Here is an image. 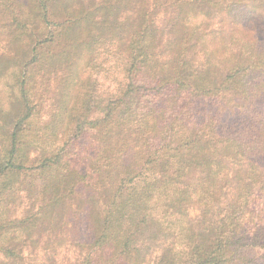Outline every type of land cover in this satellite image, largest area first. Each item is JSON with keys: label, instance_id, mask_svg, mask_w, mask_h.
Returning a JSON list of instances; mask_svg holds the SVG:
<instances>
[{"label": "trees", "instance_id": "trees-1", "mask_svg": "<svg viewBox=\"0 0 264 264\" xmlns=\"http://www.w3.org/2000/svg\"><path fill=\"white\" fill-rule=\"evenodd\" d=\"M2 65L0 211L47 188L106 264L144 232L154 264H264V0H0Z\"/></svg>", "mask_w": 264, "mask_h": 264}, {"label": "rangeland", "instance_id": "rangeland-1", "mask_svg": "<svg viewBox=\"0 0 264 264\" xmlns=\"http://www.w3.org/2000/svg\"><path fill=\"white\" fill-rule=\"evenodd\" d=\"M242 14L249 10L242 7ZM7 65L0 67V101L8 108L10 71ZM89 140L84 142L87 147ZM81 156V154H80ZM38 183V182H37ZM49 187V186H47ZM39 193L20 192L8 198L0 211V264H106L100 245H95L93 220L88 208H82L78 196L51 205ZM148 232L136 236L135 249L140 257L149 256L154 264L160 255L163 240L156 236L154 247L144 239ZM106 261V262H105ZM114 264H130L114 261Z\"/></svg>", "mask_w": 264, "mask_h": 264}]
</instances>
